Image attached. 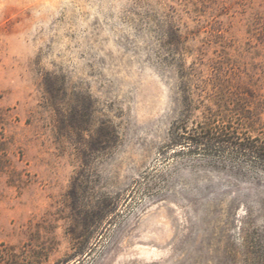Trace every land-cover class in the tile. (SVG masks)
Wrapping results in <instances>:
<instances>
[{
	"label": "rangeland",
	"instance_id": "374dc122",
	"mask_svg": "<svg viewBox=\"0 0 264 264\" xmlns=\"http://www.w3.org/2000/svg\"><path fill=\"white\" fill-rule=\"evenodd\" d=\"M0 264H264V0H0Z\"/></svg>",
	"mask_w": 264,
	"mask_h": 264
},
{
	"label": "water",
	"instance_id": "95a60500",
	"mask_svg": "<svg viewBox=\"0 0 264 264\" xmlns=\"http://www.w3.org/2000/svg\"><path fill=\"white\" fill-rule=\"evenodd\" d=\"M127 261H130V260H127ZM137 262L136 263H138L139 261L138 260H136Z\"/></svg>",
	"mask_w": 264,
	"mask_h": 264
},
{
	"label": "trees",
	"instance_id": "16d2710c",
	"mask_svg": "<svg viewBox=\"0 0 264 264\" xmlns=\"http://www.w3.org/2000/svg\"><path fill=\"white\" fill-rule=\"evenodd\" d=\"M211 139V138H210ZM254 151V150H253Z\"/></svg>",
	"mask_w": 264,
	"mask_h": 264
}]
</instances>
